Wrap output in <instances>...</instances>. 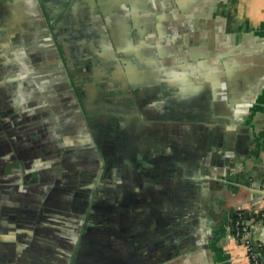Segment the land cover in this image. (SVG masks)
<instances>
[{
	"label": "flooded vegetation",
	"instance_id": "af4514ba",
	"mask_svg": "<svg viewBox=\"0 0 264 264\" xmlns=\"http://www.w3.org/2000/svg\"><path fill=\"white\" fill-rule=\"evenodd\" d=\"M57 1L45 7L43 22L30 26L34 32L10 33L0 21V79L20 74L5 93L0 89V161L9 156L17 175L13 185L0 184V264H175L186 219L167 186L179 158L167 152L170 145L156 148L158 134L189 131L162 124L167 112L185 117L186 106L165 105L163 119L153 116L138 88L146 78L139 69L149 62L141 61L144 50H127L113 61L105 54V20L89 3ZM8 11L0 1V15ZM182 37L166 35L157 47L160 68L168 48L183 49ZM51 78L58 82L53 92ZM51 164L59 171L44 188L48 193L26 187L25 178L41 186ZM64 220L63 247L48 252L42 242Z\"/></svg>",
	"mask_w": 264,
	"mask_h": 264
},
{
	"label": "crops",
	"instance_id": "0c3cea01",
	"mask_svg": "<svg viewBox=\"0 0 264 264\" xmlns=\"http://www.w3.org/2000/svg\"><path fill=\"white\" fill-rule=\"evenodd\" d=\"M0 1L9 9L0 21L17 35L34 32L30 26L43 22L45 7L58 2ZM72 1L89 3L85 7L105 20V54L113 61L127 50H144L141 61L149 62L139 69L146 78L138 88L153 116L163 119L165 105L186 106L185 117L167 112L162 121L183 124L186 137L176 141L179 131H165L156 148L170 145L167 152L179 158L167 186L168 195L182 201L186 219L175 264H250L229 226L233 212L264 210V0ZM115 23L118 29L111 28ZM178 31L186 44L180 51L168 48L160 68L157 47ZM49 65L44 69L55 72ZM159 71H167V78ZM255 237L264 244V223H257Z\"/></svg>",
	"mask_w": 264,
	"mask_h": 264
},
{
	"label": "rangeland",
	"instance_id": "374dc122",
	"mask_svg": "<svg viewBox=\"0 0 264 264\" xmlns=\"http://www.w3.org/2000/svg\"><path fill=\"white\" fill-rule=\"evenodd\" d=\"M48 146H51L49 143L47 144ZM48 168H45V170H43L44 172L42 173L43 175H40L39 179L42 181V185L40 186L38 183L34 184V185H29L28 184V180L25 178V180L23 181L24 184H26L27 186L26 187H31V189H34L35 192H38L40 195H44L45 192L48 193L49 189H47V191H44L45 189L44 188H51V183L54 181V180H51V175L52 173H55L59 171V169H56L55 166H53L52 164L49 166L47 165ZM14 167H13V164H12V160L10 159L9 156H6L4 157L1 161H0V184H3L5 186H11L13 185L12 183L13 182V179H16V173L15 171L13 170ZM59 175V174H57ZM22 179V178H21ZM37 181V180H36ZM1 195V194H0ZM1 198V197H0ZM2 199H0V203H1ZM63 216V214H61ZM54 216H57V215H54ZM65 216V215H64ZM63 216V217H64ZM66 220V219H65ZM60 221L59 222V225L58 224H54L52 225L53 228H51L50 230V233H49V238H46V242H42L44 248L46 247V250H48V252L50 251H54L55 250V247L56 248L58 247L59 249H61L62 244H61V240H62V237L60 235H58L62 230H64L66 228V226H68V223L66 221ZM44 228V227H43ZM40 229L41 231H39L41 234L44 233V229ZM32 233V232H31ZM37 234H39L37 232ZM54 241H51L53 240ZM47 241H49L50 243H48ZM50 250V251H49ZM23 252L25 253L23 255V258H25L28 262H30L31 260V256H28L30 255V252L28 253V250L26 249H23ZM47 252V251H46ZM66 256V255H65ZM40 258V257H39ZM62 259V258H61ZM65 260V257L63 258V261ZM39 262L37 261L36 264H38ZM48 263V261H45L44 264Z\"/></svg>",
	"mask_w": 264,
	"mask_h": 264
},
{
	"label": "built area",
	"instance_id": "2783aa9c",
	"mask_svg": "<svg viewBox=\"0 0 264 264\" xmlns=\"http://www.w3.org/2000/svg\"><path fill=\"white\" fill-rule=\"evenodd\" d=\"M252 215H260L263 210L252 207L250 210ZM257 223L253 219L243 218L242 212H238L237 220L230 227L232 238L242 248L247 260L250 264H263L261 258L264 259V246L257 242L255 230Z\"/></svg>",
	"mask_w": 264,
	"mask_h": 264
},
{
	"label": "trees",
	"instance_id": "16d2710c",
	"mask_svg": "<svg viewBox=\"0 0 264 264\" xmlns=\"http://www.w3.org/2000/svg\"><path fill=\"white\" fill-rule=\"evenodd\" d=\"M17 76H20V74H18V75H16V76H15V75H14V76H11V75H8V76H7V75H5L4 78L0 79V89L2 90L3 87H5V85L10 84L11 81H12V79H14V78L16 79ZM13 77H14V78H13ZM12 82H13V81H12ZM5 91H6V90L3 89V90H2V93H5ZM183 137H185V134L182 133V131H181V132H180V135H178L177 138L180 139V138H183ZM178 139H176V141H179ZM241 212H242V211H241ZM237 214H238V211H237V212H233V213L230 214V226H231V227L234 225V223H235L236 220H237ZM242 215H243V218L246 217L244 211L242 212ZM247 218H248V220L253 219V220L256 221V222L264 223V210H263V212H262L260 215H252V214H250V215L247 216ZM261 245L264 246V244H261Z\"/></svg>",
	"mask_w": 264,
	"mask_h": 264
},
{
	"label": "water",
	"instance_id": "95a60500",
	"mask_svg": "<svg viewBox=\"0 0 264 264\" xmlns=\"http://www.w3.org/2000/svg\"><path fill=\"white\" fill-rule=\"evenodd\" d=\"M245 216H246V217L248 216L247 213H245ZM261 260H262V263L264 264V259L261 258ZM191 264H193V263H191Z\"/></svg>",
	"mask_w": 264,
	"mask_h": 264
}]
</instances>
